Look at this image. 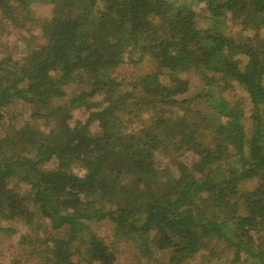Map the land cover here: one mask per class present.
<instances>
[{
  "label": "trees",
  "instance_id": "obj_1",
  "mask_svg": "<svg viewBox=\"0 0 264 264\" xmlns=\"http://www.w3.org/2000/svg\"><path fill=\"white\" fill-rule=\"evenodd\" d=\"M43 1L52 6L43 43L0 62V126L11 104L32 109L29 122L0 136V223L30 221L37 207L52 230L65 229L42 264H76L84 235L87 264H117L91 228L101 221L122 242H139L144 258L166 255L165 264L216 258L220 246L233 263L264 264V0ZM34 2L0 0V16L25 28ZM228 21L254 35L236 39ZM146 61L157 71L122 91L112 72ZM190 73L204 89L179 99ZM79 79L88 90L56 104ZM235 84L249 96L250 118L224 95ZM75 108L87 119L72 125ZM185 153L197 160L177 163L179 177L160 169ZM253 179L259 185L240 192Z\"/></svg>",
  "mask_w": 264,
  "mask_h": 264
},
{
  "label": "rangeland",
  "instance_id": "obj_2",
  "mask_svg": "<svg viewBox=\"0 0 264 264\" xmlns=\"http://www.w3.org/2000/svg\"><path fill=\"white\" fill-rule=\"evenodd\" d=\"M52 6L47 5L43 0H35L31 7L29 22L35 21L33 24L27 23L25 28H16L12 24L5 23L6 20L0 16V62L5 57H11L16 61H21L30 49L35 48L42 42L40 24L51 17ZM199 12V27L202 29L207 28V22L204 19L202 8H198ZM23 25V24H22ZM32 25V27H31ZM227 32L230 35L240 39L244 37H252L254 32L251 30H242L235 22L228 21ZM242 59V57H240ZM157 68L154 63L146 61L139 65L125 64L116 68L112 72V77L115 78L120 84L122 91L128 89L130 83H135L137 80L148 74L155 73ZM190 81L189 91L186 95L181 96L179 99H193L198 93L204 89V83L201 77L196 73L187 75ZM165 80V78H163ZM85 79L78 80L71 86L65 89V97L57 99L56 104H65L68 100L74 98L76 94H81L88 90ZM221 85V84H220ZM221 86H225L222 83ZM228 101L238 104L244 110L245 115L250 118L252 112V104L246 92L237 84L234 85L231 93H224ZM100 98L96 97L94 101H99ZM3 121L0 126V136L7 135L11 130L23 126L30 121L32 109L29 105L21 102H15L3 110ZM73 120L71 124H76L77 121L85 122L87 119V112L85 109L75 108L72 112ZM33 123V122H31ZM42 123V122H39ZM251 123H247V128L250 129ZM36 127H38L36 125ZM41 129V128H40ZM92 131L94 134L98 133L99 129L97 123L93 125ZM197 160L192 153H185L177 156H172L165 159L160 163V169H165L171 176L179 177V170L177 163H183L191 166ZM50 167H56L51 164ZM74 173L78 176H84V171L79 168H74ZM167 178V174L165 175ZM16 190L27 193L28 186L24 183L13 182ZM259 179L246 181L240 186V192L252 191L258 185ZM110 207V205L108 206ZM113 207V206H111ZM33 216L30 221H2L0 224L7 230L0 232V264H42L43 260L51 258L52 242L55 238H67L68 233L65 229L55 231L51 229L50 223L40 214L37 207L31 209ZM91 228L95 236L103 240L110 250L116 255L117 264H165L166 255L157 254L153 258H144L141 255V248L139 242L124 241L117 238L115 235V227L107 221L91 223ZM82 237V238H81ZM78 241V249L73 261L76 264H87L81 257L83 251L87 247L89 236H80ZM216 252H220V256L216 258H206L207 252L200 253L194 260L186 264H253L250 260H242L238 263H233V253L228 249L217 248ZM244 259V257H243ZM49 262V261H48ZM52 264V263H50Z\"/></svg>",
  "mask_w": 264,
  "mask_h": 264
}]
</instances>
